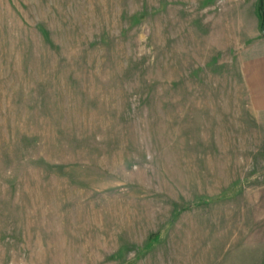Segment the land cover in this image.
I'll use <instances>...</instances> for the list:
<instances>
[{
    "label": "rangeland",
    "instance_id": "1",
    "mask_svg": "<svg viewBox=\"0 0 264 264\" xmlns=\"http://www.w3.org/2000/svg\"><path fill=\"white\" fill-rule=\"evenodd\" d=\"M258 2L0 0V264H264Z\"/></svg>",
    "mask_w": 264,
    "mask_h": 264
},
{
    "label": "crops",
    "instance_id": "2",
    "mask_svg": "<svg viewBox=\"0 0 264 264\" xmlns=\"http://www.w3.org/2000/svg\"><path fill=\"white\" fill-rule=\"evenodd\" d=\"M254 85H255V87H257L259 85L260 94L258 95V97H259L260 103H262L264 105V74L263 73L261 75L260 82L258 83V81H257L254 83Z\"/></svg>",
    "mask_w": 264,
    "mask_h": 264
},
{
    "label": "trees",
    "instance_id": "3",
    "mask_svg": "<svg viewBox=\"0 0 264 264\" xmlns=\"http://www.w3.org/2000/svg\"><path fill=\"white\" fill-rule=\"evenodd\" d=\"M263 9H264V3H263V0H259V2H258V13H259V15H260V18H261V22H262V24L264 25V11H263ZM159 237V236H158ZM158 237L157 236H154L153 238H152V242H154V241H156L157 239H158ZM152 242H150V244L152 243ZM150 244H148V245H150Z\"/></svg>",
    "mask_w": 264,
    "mask_h": 264
}]
</instances>
